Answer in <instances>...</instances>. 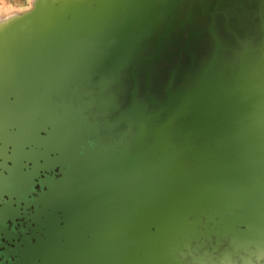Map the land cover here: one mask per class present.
<instances>
[{
	"label": "water",
	"instance_id": "1",
	"mask_svg": "<svg viewBox=\"0 0 264 264\" xmlns=\"http://www.w3.org/2000/svg\"><path fill=\"white\" fill-rule=\"evenodd\" d=\"M12 17L0 176L60 167L49 206L102 232L77 263L264 264V0H36Z\"/></svg>",
	"mask_w": 264,
	"mask_h": 264
},
{
	"label": "flooded vegetation",
	"instance_id": "2",
	"mask_svg": "<svg viewBox=\"0 0 264 264\" xmlns=\"http://www.w3.org/2000/svg\"><path fill=\"white\" fill-rule=\"evenodd\" d=\"M45 162L43 160L37 161L35 163V175L32 178V186L29 191L24 195L20 196L18 193L15 196L10 195L8 193L2 192L0 195V206L4 205L8 202H11L13 205V213L8 217L3 224H0V264H33L28 259L22 258V252L19 250L24 248L27 243L34 244L40 237H43L44 234L48 237V239H52L58 233L61 241L58 246L52 244L50 247L49 253L51 254V259L48 261L46 257H38V260L35 264H55V261H59L58 264H76L78 258H81V249L82 244L77 249L76 244L74 242V237L76 236L75 226H78V232L80 234L79 238L82 241L84 238L92 239L95 236V226L91 223V225L85 228V224L79 225L74 224L70 226L71 217H66L67 215L64 212H59L54 209L47 207L45 193L48 191V184L53 183V181L58 180L63 177L64 173L61 171L60 167H55L52 169L45 168ZM33 169L31 168H21L23 172H30ZM6 173V174H5ZM5 175H9L8 172H4ZM16 183L8 184L7 188L12 190H8L10 194L17 192L14 190L16 187ZM14 188V189H13ZM13 192V193H12ZM50 209L54 214V220L57 224L54 223H44L40 224L39 219L37 217V213L42 209ZM66 217V218H65ZM90 230V232L86 231ZM82 232L84 234H82ZM74 243L75 246L72 245V248L69 250V246ZM92 250L90 256L92 255L94 244H89ZM78 255V257H77ZM84 262L90 261L91 264L92 257L90 260L87 257ZM89 263V264H90ZM77 264H81V261ZM87 264V263H84Z\"/></svg>",
	"mask_w": 264,
	"mask_h": 264
},
{
	"label": "rangeland",
	"instance_id": "3",
	"mask_svg": "<svg viewBox=\"0 0 264 264\" xmlns=\"http://www.w3.org/2000/svg\"><path fill=\"white\" fill-rule=\"evenodd\" d=\"M35 2L36 0H0V19L9 18L17 14L19 15V14H23L25 12L31 11L34 8ZM31 165L33 166V169H34L35 163H29L28 166H23L22 168L24 167L31 168ZM35 172H36L35 169L30 172H23L21 168H18L12 172L11 177H10V174L9 175L7 174V176L1 175L0 176V192H6L8 189L7 188L8 184L16 183L17 186L15 187L14 190H16L17 192L15 193H18V195L20 196H24L29 191L30 187L32 186L31 185L32 178L35 175ZM14 175H15V178H13ZM49 201H50L49 198L46 197V200L44 202L47 203V207L51 208L49 206V203H50ZM12 213H13V205L11 202L1 205L0 206V224H3L4 221L8 217H10V215H12ZM54 213L55 212H53L50 209L47 210V209L42 208L37 213V217L39 219L40 224L43 225L44 223H50V222L52 223L53 226H54V223L57 224L56 221L54 220V215H55ZM75 229H76V233H75L76 236L74 237V242L77 243L76 244L77 249L80 247L81 244L88 243V244H94L95 246L100 243V241L97 238L101 237L99 235L102 232H100L96 227H95L94 238L90 240L82 239V241L79 238L80 234L78 232V226L77 227L75 226ZM97 231H98V234H96ZM106 235L108 236V232H106ZM60 241H61V238H59L58 233L52 239H48L46 234H44V236L40 237L39 240H37L34 244L27 243L25 247L20 249L19 251L22 252L23 259H28L30 262H33V264L36 263V261L38 260V257H42V256L43 258L45 256L46 259L50 261L51 254H52V253H49L50 247L53 246L52 244H55V246H58ZM72 245L75 246L74 243H72L69 246V250L72 248ZM58 263L59 261H55V264H58Z\"/></svg>",
	"mask_w": 264,
	"mask_h": 264
},
{
	"label": "bare ground",
	"instance_id": "4",
	"mask_svg": "<svg viewBox=\"0 0 264 264\" xmlns=\"http://www.w3.org/2000/svg\"><path fill=\"white\" fill-rule=\"evenodd\" d=\"M13 18V17H12ZM8 19H11V17H9Z\"/></svg>",
	"mask_w": 264,
	"mask_h": 264
}]
</instances>
